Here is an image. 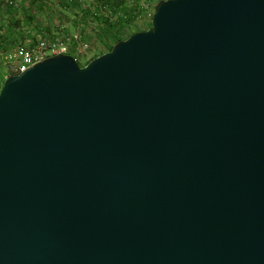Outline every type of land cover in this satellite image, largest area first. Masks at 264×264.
Segmentation results:
<instances>
[{
  "label": "water",
  "instance_id": "water-1",
  "mask_svg": "<svg viewBox=\"0 0 264 264\" xmlns=\"http://www.w3.org/2000/svg\"><path fill=\"white\" fill-rule=\"evenodd\" d=\"M0 264H264V0H161L8 76Z\"/></svg>",
  "mask_w": 264,
  "mask_h": 264
},
{
  "label": "rangeland",
  "instance_id": "rangeland-1",
  "mask_svg": "<svg viewBox=\"0 0 264 264\" xmlns=\"http://www.w3.org/2000/svg\"><path fill=\"white\" fill-rule=\"evenodd\" d=\"M107 1L0 0V80L7 78L11 66L24 62L18 54L21 38L26 46L32 43L31 36L39 41L63 32L66 40L60 38L61 50L85 66L90 59L108 52L117 40L147 30L155 5L161 0H122L124 15L130 18L122 20L119 27L118 10L114 12ZM9 2L15 6L14 12L7 11Z\"/></svg>",
  "mask_w": 264,
  "mask_h": 264
},
{
  "label": "built area",
  "instance_id": "built-area-1",
  "mask_svg": "<svg viewBox=\"0 0 264 264\" xmlns=\"http://www.w3.org/2000/svg\"><path fill=\"white\" fill-rule=\"evenodd\" d=\"M62 33L55 34L52 38L41 39L30 49L19 48L18 54L22 55L24 62L18 65L11 66V71L18 74L27 67L39 63L48 57L57 54H67L66 51L61 50L62 42L66 40V36ZM62 36V37H61Z\"/></svg>",
  "mask_w": 264,
  "mask_h": 264
},
{
  "label": "trees",
  "instance_id": "trees-1",
  "mask_svg": "<svg viewBox=\"0 0 264 264\" xmlns=\"http://www.w3.org/2000/svg\"><path fill=\"white\" fill-rule=\"evenodd\" d=\"M107 4L109 5V7L115 12V11H117L118 12V21H117V26L119 27L121 24V22H122V20H125V19H127V18H130V17H128V16H125L124 15V2L122 1V0H118V1H115V0H108L107 1ZM6 8H7V11L8 12H14L15 11V6L12 4V2H9V3H7V5H6ZM127 22H128V24L130 23V20L128 19L127 20ZM8 29H11V31L10 32H12V30H13V28L12 27H9V25H7L6 26ZM115 27V26H114ZM46 32H48L47 30H46ZM117 35V34H116ZM41 36H44L43 34H41ZM24 39H20V41H19V46L21 47V48H24V49H30L31 47H33V45H35L37 42H38V40L36 39V37H34V36H31L30 37V41L32 42V43H29L28 42V44L25 46V44H23L24 43ZM118 41H120V40H117L116 42H118ZM17 42V41H16ZM112 49V47L111 48H109V50L108 51H110ZM96 57H94V58H92V59H90L88 62H90L91 60H93V59H95ZM77 61V60H76ZM87 62V63H88ZM77 63H78V65L79 66H82L78 61H77ZM86 63V64H87ZM85 64V65H86ZM16 73H12V71H10V73H8V75H7V77L8 76H11V75H15ZM2 84H3V82L0 80V89H1V87H2Z\"/></svg>",
  "mask_w": 264,
  "mask_h": 264
}]
</instances>
